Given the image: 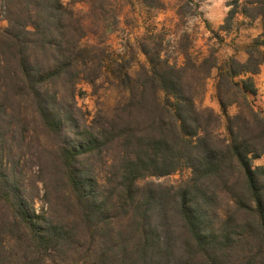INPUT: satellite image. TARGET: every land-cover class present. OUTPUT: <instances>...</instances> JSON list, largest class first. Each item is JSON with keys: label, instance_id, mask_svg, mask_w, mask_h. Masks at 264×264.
I'll return each mask as SVG.
<instances>
[{"label": "trees", "instance_id": "obj_1", "mask_svg": "<svg viewBox=\"0 0 264 264\" xmlns=\"http://www.w3.org/2000/svg\"><path fill=\"white\" fill-rule=\"evenodd\" d=\"M130 1L0 0V264H264V0L227 2L221 30L263 22L243 60L172 62L147 30L138 68L107 44ZM105 75L121 95L89 118L79 84Z\"/></svg>", "mask_w": 264, "mask_h": 264}, {"label": "rangeland", "instance_id": "obj_2", "mask_svg": "<svg viewBox=\"0 0 264 264\" xmlns=\"http://www.w3.org/2000/svg\"><path fill=\"white\" fill-rule=\"evenodd\" d=\"M67 1V0H65ZM164 8L156 12H148L136 0L126 4L119 17L116 28L109 33L107 44L111 55L116 56L124 52L127 58L133 60L134 67L142 63L144 56L137 50V40L147 30L158 31L163 38L164 56L170 61L180 62L181 49L187 48L194 56L202 58L209 51L215 52L221 61L229 56L240 60L246 57L245 48L252 39L262 31L263 22L259 18L251 22L244 21L237 28L225 32L220 29L226 12L228 0H203L197 8L186 0H162ZM76 9L86 10L83 4L74 5ZM239 20L242 16H236ZM6 22L0 21V26ZM216 69L205 80L203 92L197 97V104L212 108L219 112V105L215 97ZM257 91L250 95L257 109H264V64L260 72L254 76ZM95 89L81 83L83 93L77 96V103L89 114V118L97 109L108 111L112 108L121 93L112 88L106 75L98 80ZM230 112L235 107L229 108ZM256 164H264V156L255 160ZM188 169H181L173 174L160 178H153L162 184H177L182 178L189 176Z\"/></svg>", "mask_w": 264, "mask_h": 264}]
</instances>
